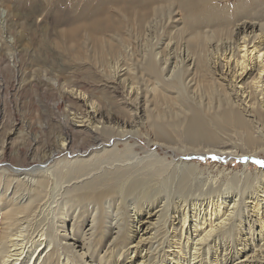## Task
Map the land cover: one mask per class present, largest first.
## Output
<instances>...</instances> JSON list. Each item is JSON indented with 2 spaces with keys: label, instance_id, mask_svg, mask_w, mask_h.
Wrapping results in <instances>:
<instances>
[{
  "label": "bare ground",
  "instance_id": "obj_1",
  "mask_svg": "<svg viewBox=\"0 0 264 264\" xmlns=\"http://www.w3.org/2000/svg\"><path fill=\"white\" fill-rule=\"evenodd\" d=\"M84 1L81 10L76 11L73 7V21L66 22L67 29L63 26L60 30V40L67 43L66 51L71 52L78 63L90 57L91 53L84 50L85 43L90 45L93 60L109 69L112 68L109 57L123 56L126 63L130 62L124 76L137 71L131 58L134 55L132 50L129 51L130 46L137 44H131V40L138 34L153 30L157 22L154 19L160 9L170 8V71L160 68L156 48L147 49L143 58L133 59L135 65L139 63L140 71L137 73L145 77L142 79L153 94L148 95L153 103L170 101V120H163L160 116L148 119L145 116L146 101L140 107L136 105L143 89L135 83V77L123 83L121 76L113 74L112 80L106 78L104 87L117 94L121 108L105 113L85 100L77 90H67L66 99L72 100L73 97V104L83 109L82 114L77 120L66 122L65 126L62 124L58 137L43 146L40 158L36 160L38 166L27 170L12 168L11 159L27 160L29 156L35 161V158L30 156L33 153L30 149L23 151L21 147L13 149L9 157L12 144L6 141L0 165H6L9 170L0 169V186L9 178L13 186L9 185L8 191L12 189L10 194L0 191V197L9 207H5L3 212L0 209V224L3 226L0 264H37L48 250L43 258L48 261L46 264H51L50 252L53 254L55 249H49L50 238L58 239L55 232L64 231L66 227L68 221L62 208L66 202L87 215L86 223L90 220L88 235L82 228L79 236L73 238V247L78 245L81 250L85 249V253L79 255L81 258L86 257L84 254H88V246L93 240L95 247L103 245L107 250V260L102 263L150 264V252L144 248L153 228H150L155 217L153 209L160 201V193L173 195L188 187L191 169L177 165V174L168 171L166 166L162 173L159 161L152 160L153 157L130 163L133 160L129 144L123 143L122 150L117 148L118 145L106 148L113 137L123 141L131 133L135 139L143 136L149 148H170V152H179L178 155L190 153L184 160L215 155L222 161L219 155L228 150L229 154L233 152L252 160L256 151L264 146V0ZM168 76L170 81H165ZM75 92L77 97L73 96ZM58 154L63 158L53 161ZM50 163L51 166L44 168ZM165 172L168 173L165 175ZM257 184L253 186V194L248 191L253 196L248 198L251 201L249 213L254 215L251 222L259 225L258 234L264 238V180ZM62 195H66L65 200L58 203L57 199ZM184 201L177 214L169 219L171 239L181 237L182 240L178 244L173 241L177 245L176 250L170 251L168 247L170 264H198L195 254L200 244L214 233L218 236L227 234L225 226L232 228L230 222L234 220L233 212L238 205L234 204L236 201L225 205V201L221 204L223 201L208 202L207 199L208 203L202 205L195 203L197 200L194 199L187 207ZM56 203L55 209H51V205ZM110 205L115 207L114 214ZM127 207H132L135 220L130 226L122 227L117 224L120 221L117 220L120 216L117 212L121 208L127 210ZM51 212L56 215L54 219H48ZM36 213L37 216L43 213L47 221V228L42 225L38 238L29 231L32 226L29 222ZM78 218L82 221L81 215ZM55 221L61 227L55 228ZM146 224L148 226L144 227ZM94 228L95 233H91ZM112 230L116 232L112 233ZM52 233L55 236H50ZM69 249L72 250L71 247ZM244 254L243 264L249 259L247 252ZM121 257L123 260L120 262ZM100 259L96 264L101 263Z\"/></svg>",
  "mask_w": 264,
  "mask_h": 264
},
{
  "label": "rangeland",
  "instance_id": "obj_2",
  "mask_svg": "<svg viewBox=\"0 0 264 264\" xmlns=\"http://www.w3.org/2000/svg\"><path fill=\"white\" fill-rule=\"evenodd\" d=\"M84 2V0H0V157L5 151L4 146L7 141L10 145L12 144V148L8 153L9 157L13 154V149L21 147L23 151L30 149L29 151L33 152L30 156H34L35 158V161H33L28 156L27 160H20L21 163L20 161L11 159L10 165L12 164V168L17 167L27 170L28 168L38 166L36 160H39L44 148L43 146L50 144V141L58 137L60 129L66 125V122L77 120L81 116L80 113L83 109L80 108L78 104H73V97L72 100L66 99L65 92L67 90H77L80 92V95H83L82 97H84L85 100H88L96 107H100L105 113H109L118 107L121 108L117 94L109 92V90L104 87L106 78L110 81L114 75L121 76L120 79L123 83L125 80L130 82L131 77H135V83L141 90L143 89L139 92V99L141 100H136V105L140 107L142 104L144 105L147 103V112L145 116H147L148 119H150L151 116L155 118L160 116L163 120H170V101H168L169 103L167 101H164V103H162V101L157 104L155 102L153 103L151 97L148 96H153V94L145 87V77L137 73L140 71L139 63L137 64L136 62L135 65L133 61L134 58L139 56L142 57L147 49L151 51L152 48H156L155 52L160 55L157 56V62L160 68L164 69V71L166 69L170 71V8L165 7L160 9V13L155 16L157 18L154 20L156 21L157 19V22H155L153 30L146 32L144 35L138 34L131 40V44H137L130 46L129 50H132L134 55L131 58L137 71H134L132 74L128 72V74L124 76L123 72L125 69L128 71L130 62L128 61L126 63L125 60H123V56H116L113 59L109 57L108 61L110 66H112V68L109 69L105 64L101 66L96 60H93L94 56L91 57L92 50L90 49V45L85 43L84 50L91 53L89 54L90 57L87 61L78 63L71 52L66 51L67 43L60 40V30L64 27L67 29L68 26L65 23L69 20H71L70 23L73 21V7L76 11L81 10ZM169 76L165 81L168 79L170 81ZM77 95L78 93L75 92L73 96L77 97ZM146 97L148 100H146ZM82 101L84 102V100ZM138 112H140V109ZM147 117L145 118L147 119ZM144 119L142 118L141 120L144 121ZM62 124L64 125L61 126ZM132 136L135 137L132 133L129 134V137L123 140L124 142L118 141V139L113 137L109 146L106 148L110 149L113 145H118L117 148L122 150L124 148L123 143L125 145L129 144L128 149L132 152L131 158L133 160L129 161L130 163L136 160H146L153 157L152 160L159 161L158 166L162 173L166 166L168 171H174L177 174H179V167L177 165L189 167V169H191V173L187 179L188 187H185L182 192L174 193L173 195H170V193H160V201L153 209L155 217L153 218L154 222L150 224V228H153L150 230L151 232L148 235L144 248L150 252V264H157V262L158 264H170L171 256L168 247H170V251L175 249L181 237L173 240L171 239L169 219L177 214L181 208L180 204L183 205L184 200V206L189 207L194 199L197 200L194 201L195 203L202 205H206L209 201L215 202L216 200L223 201L221 204H224L225 201V205H231L235 201L234 204H238L235 206L236 208L233 212L235 216L232 222H234V224L230 222L231 225H233L232 228L230 225H226L224 230L227 234L218 236V234L214 233L213 236H210L204 243H201L198 247V253L195 254L197 256H195V262L197 261L198 264H243L245 261L244 257L246 256V254H244L245 251L249 257L245 264H264V238L258 234L259 225L251 222L253 220L252 216L254 215L251 216L249 213L251 201L248 199L249 197H253L251 194L254 193V187L258 185L257 183L263 182L264 180V146L261 147V150L256 151V155L252 160H247L246 156L237 155L236 153L233 154V152L229 154L230 150L227 152L224 151L222 155H219L223 158L222 161L215 155L203 158H187L184 160L183 158L187 157L185 155L190 153L178 155L179 152H170V148H159L154 146L149 148L150 146L147 145L145 137L142 136L135 139ZM232 151L235 152V150ZM62 158L63 155L58 154L53 161ZM5 166L6 165H0V169L5 168ZM49 166H51V163L44 168ZM5 169L7 170L8 168ZM10 171L9 173L12 174ZM167 173L168 172H165V175ZM10 179L11 178L6 180L7 183L9 182L8 185L5 183L0 186L1 192L10 194L12 189L10 191L8 190L13 186V183L10 185ZM5 185H7L8 188ZM4 186L7 190H3L6 189ZM66 186L67 185H64V187ZM7 191L9 193H7ZM248 191H251V194H249ZM65 197L66 195L59 196L60 199H57L58 203L64 202ZM206 199L209 201L207 202ZM3 201L4 198L2 199L0 197L1 212L9 208ZM58 203L51 205V209L56 207ZM69 203L70 202H66L62 207L64 208L63 212L65 213V218L67 217L66 221H68L65 225L66 227L64 226V231L59 230V232H55L58 239H54V237L50 238L52 243H50L49 249H55L53 250L55 252L52 251L53 254L50 252V255H52L51 264H96L99 258H101L100 264H107L106 262L102 263V261L107 260V250L105 246L99 245V247H95L93 240L91 245L88 246V254H84V256H86L84 257L85 259L79 256L81 253H85V249L81 250L78 245L74 246V249L73 238L79 236L78 232L82 228H84L83 232L88 235L90 220H87L86 223L87 215L81 211L80 208H74L73 205L70 203V206ZM261 209H263L262 205ZM46 210L48 211V208ZM110 210L113 212L112 214H114L115 207L110 205ZM127 210L121 208L117 212V215H120L117 220L120 221L115 223L122 227L130 226L132 221L135 220L132 207H127ZM154 210H156V212H154ZM39 214L40 213H38L37 216L36 213L32 217L33 221L31 220L29 222L32 223L29 231L35 233L37 238L40 235V228L43 226H45L44 229L47 228V221L42 215L43 213L41 216ZM52 215H49L48 219H54L56 217V215ZM80 215L82 221L80 218L77 219ZM112 216L113 215H111V217ZM57 218H60V216H57ZM143 220L145 222V219ZM36 221L37 223L39 221V224H37ZM83 222H85V224H83ZM56 226L59 227L60 225H57L55 221V228ZM147 226L148 224L144 227ZM1 227L3 226L0 224V233L2 232ZM108 228V230L111 229L109 226ZM101 230L105 231L103 228ZM95 231L96 228H94V231H91V233H95ZM111 232L114 233L116 230H112ZM35 235L33 234V236ZM51 235H54V233L50 234V236ZM113 237L114 236H112V238ZM112 238H110V241ZM248 240H250V242ZM173 241H175L176 244ZM69 247L72 248L71 251ZM48 251H46L43 256L40 255L41 259L38 260L39 263L46 264L48 262H45L43 258ZM183 255L184 257L186 256V254ZM56 256L58 259L55 258ZM54 258L56 261L59 260L60 263L56 262ZM185 258L188 259L189 257L186 256ZM122 260L123 257L119 259L120 262ZM123 263L121 262V264ZM109 264H111V262Z\"/></svg>",
  "mask_w": 264,
  "mask_h": 264
}]
</instances>
